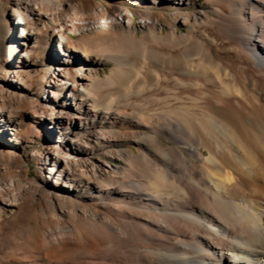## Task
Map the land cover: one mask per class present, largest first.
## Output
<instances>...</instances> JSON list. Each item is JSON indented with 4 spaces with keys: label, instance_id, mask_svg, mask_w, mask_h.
Wrapping results in <instances>:
<instances>
[{
    "label": "bare ground",
    "instance_id": "1",
    "mask_svg": "<svg viewBox=\"0 0 264 264\" xmlns=\"http://www.w3.org/2000/svg\"><path fill=\"white\" fill-rule=\"evenodd\" d=\"M127 2L142 6L136 19L96 3L85 11L72 0L15 2L19 55L33 58L49 31L56 65L46 70L48 101L29 117L63 140L46 148L34 182L0 185V264H264V0H204L194 9L182 0ZM147 56L155 87L174 70L194 78L175 81L199 89L190 106L176 97L147 116L121 110L135 108L130 95L148 85L134 83V61ZM105 64L113 70L97 79ZM28 70L6 69L11 88L0 100L21 97L14 89L25 88ZM0 120L16 144L19 123L7 110ZM39 131L30 133L39 139ZM131 139L139 153L111 149ZM39 180L47 189L34 187ZM28 199L53 221L41 234L23 213Z\"/></svg>",
    "mask_w": 264,
    "mask_h": 264
},
{
    "label": "rangeland",
    "instance_id": "2",
    "mask_svg": "<svg viewBox=\"0 0 264 264\" xmlns=\"http://www.w3.org/2000/svg\"><path fill=\"white\" fill-rule=\"evenodd\" d=\"M19 0H0V89L8 90L11 88L9 82L5 81L4 72L8 68L12 70L16 68L17 65H28L29 70L28 74L25 75L23 79L25 81V88L22 85H17L15 91L18 95H21L19 98H7L3 96L0 100V111L7 110L12 113L14 119L19 123L17 132V142L12 144L8 141V137L2 135V129L5 130L9 136L15 134L14 131L7 130L5 124L1 123L0 120V185L7 184L12 179L23 178L28 181H33L39 176V170L42 165V159L45 155L46 148L48 146H57L63 139L61 138L62 132H53L49 136L45 133V129L41 127L42 120L29 117L28 112L34 106L39 103H45L48 101L49 93L47 87V78L48 73L46 70L50 68L51 70L56 68V65H52L50 59V48L53 45L49 31L44 32L40 37V43L36 49L33 58L26 60L22 59L19 55L20 50L16 49L15 46L19 42L21 36L20 32H15L12 25L13 10L15 8V2ZM60 1V0H59ZM74 2H79L81 8L85 11H88L93 5L97 4L103 11L114 12L116 8L124 10L127 8L129 11L134 13V19H136L137 14L142 9V6L136 4H130L127 0H72ZM184 3L189 4V9H194L197 6H200L204 0H182ZM207 12L208 10L205 9ZM152 11L156 15H166L169 20H173L170 12L167 11V8L161 10H156L152 8ZM44 18L37 17L36 22L39 28H42L44 24ZM177 29L183 32L185 29L181 24H177ZM165 30V28H164ZM138 35L141 36V33L138 32ZM72 40H77L78 36L75 34H69ZM18 38V39H17ZM148 57V56H147ZM138 57L136 59L135 65L136 70H139L138 75L134 78V83H140L141 81H146L148 85L138 94L130 95L131 101L135 102L136 107L122 108L121 110L128 113L141 114L144 116L150 115V113L158 112L162 105L170 104L172 100L176 97L182 98L180 101L185 105H191V99L198 97L199 89L191 88L188 86H177L175 85L176 80L185 82H191L194 80L193 77L183 74L181 71L174 70L170 79L167 83L161 81L157 87L153 86L155 83L153 66L152 62L147 58ZM7 61H10L7 63ZM143 61V62H142ZM141 64V67H140ZM49 66V67H48ZM150 67V68H149ZM113 70L112 64H105L98 68L97 79L105 80L107 75H110ZM180 73V74H179ZM179 74V75H178ZM174 75V76H173ZM177 76V77H176ZM173 79H172V78ZM175 78V79H174ZM178 78V79H177ZM151 82V83H150ZM158 88V89H157ZM178 91V92H177ZM171 92V93H170ZM166 93V94H165ZM177 93V94H176ZM17 95V96H18ZM135 95V96H134ZM168 97V98H167ZM187 97V98H186ZM164 98V99H163ZM172 98V99H171ZM166 99V100H165ZM147 101V102H146ZM163 102V103H162ZM165 102V103H164ZM138 105V106H137ZM147 108V109H146ZM147 110V111H145ZM44 130L40 133V138H36L32 133V130ZM115 131H130L129 129L118 126L115 128ZM9 132V133H8ZM68 133H71L72 137H78L77 139L83 140V135L77 131L75 127H69L67 129ZM115 132V133H116ZM118 140V139H117ZM117 140H112V144H119ZM132 140V139H131ZM128 141L126 144L123 143L119 146H114L112 150H126L132 153H139V146L134 140ZM59 141V142H58ZM115 141V142H114ZM11 145V146H9ZM169 145H171L169 143ZM15 150L16 157H11L12 151ZM98 160L109 162L111 165H122L119 161L110 159V157L103 156L102 154H97L95 156ZM122 172L121 175L123 178L126 175ZM120 175V176H121ZM121 177V178H122ZM46 180L49 181V184H52V180H49V175L47 174ZM34 187H37L41 190L47 189V184H44L41 180L34 184ZM23 213L28 214V221L31 225L35 227V231L41 234L40 225L51 224L53 221L44 220L39 218L37 211L40 208L38 200L32 202L31 200H26L23 202L22 206ZM30 217V218H29ZM73 219L72 215L66 216L65 220L70 221ZM48 222V223H47Z\"/></svg>",
    "mask_w": 264,
    "mask_h": 264
}]
</instances>
